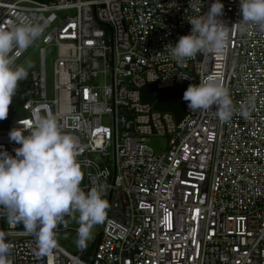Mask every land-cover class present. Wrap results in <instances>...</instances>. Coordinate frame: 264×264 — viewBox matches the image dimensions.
<instances>
[{
    "label": "built area",
    "instance_id": "1",
    "mask_svg": "<svg viewBox=\"0 0 264 264\" xmlns=\"http://www.w3.org/2000/svg\"><path fill=\"white\" fill-rule=\"evenodd\" d=\"M213 2L0 0V26H44L37 69L24 79L25 113L0 121V151L15 156L12 129L54 118L79 141L81 189L101 190L108 203L87 248L71 252L57 243L44 256L22 223L0 212V232L13 245L6 264H264V31H241L240 0H220L218 19L229 27L222 52L178 64L165 49ZM209 76L230 93L229 122L215 106L192 111L186 101L176 121L152 107L154 98H140L145 84L186 90ZM151 135L165 136L161 149L148 143Z\"/></svg>",
    "mask_w": 264,
    "mask_h": 264
},
{
    "label": "clouds",
    "instance_id": "2",
    "mask_svg": "<svg viewBox=\"0 0 264 264\" xmlns=\"http://www.w3.org/2000/svg\"><path fill=\"white\" fill-rule=\"evenodd\" d=\"M223 7L220 0H214L206 13L189 20L191 31L180 36L175 45L165 46L170 57L183 64L198 53L222 52L229 40V27L218 19ZM240 9L241 31L248 26L264 31V0H240ZM43 32L44 26L39 24L0 26V120L7 118L19 82L28 75L24 65L15 64V58ZM182 98L192 111L212 110L215 106L222 122H229L235 114L228 89L214 76L189 84ZM249 114L242 105L239 115L247 119ZM26 130L28 134L24 135ZM9 139L20 146L14 149L15 156L0 151V212L10 224L22 223L25 233L34 236L37 256L57 247V225L66 215L78 213L76 243L80 248L87 247L93 227L105 220L108 203L101 190L93 188L85 193L80 187L83 173L76 159L78 139L64 133L51 117H40L34 124L12 129ZM12 247L0 232V264H6Z\"/></svg>",
    "mask_w": 264,
    "mask_h": 264
},
{
    "label": "rangeland",
    "instance_id": "3",
    "mask_svg": "<svg viewBox=\"0 0 264 264\" xmlns=\"http://www.w3.org/2000/svg\"><path fill=\"white\" fill-rule=\"evenodd\" d=\"M38 43L35 40L34 43L22 53V55L15 59V64L17 65H24L26 69H37L38 65V52H37ZM53 54V47L48 46L45 48V62H44V70H45V84H46V91L49 94L51 88V81L52 76L50 72V57ZM25 112L17 107L14 112L9 116V118H15L18 116L23 115ZM105 121V118H102ZM165 136L162 135H151L149 136L148 143L152 146L153 149L158 150L163 147L165 144ZM79 225L78 223V214L73 215H66L64 217V222L59 224L56 233V240L57 243L67 250L73 252L75 251L77 246V235L74 228ZM98 231V225L94 226L92 229V236L87 242V246L91 244V239H93ZM87 248V247H85Z\"/></svg>",
    "mask_w": 264,
    "mask_h": 264
},
{
    "label": "water",
    "instance_id": "4",
    "mask_svg": "<svg viewBox=\"0 0 264 264\" xmlns=\"http://www.w3.org/2000/svg\"><path fill=\"white\" fill-rule=\"evenodd\" d=\"M182 86H173L169 88L157 89L152 102V107L158 110H169L178 121L183 116V93Z\"/></svg>",
    "mask_w": 264,
    "mask_h": 264
},
{
    "label": "trees",
    "instance_id": "5",
    "mask_svg": "<svg viewBox=\"0 0 264 264\" xmlns=\"http://www.w3.org/2000/svg\"><path fill=\"white\" fill-rule=\"evenodd\" d=\"M26 87H27L26 80H22L19 82L16 95L13 97L12 103L9 106L7 118L4 120H0L2 125L6 124L9 116L14 112L15 109H17L18 106H20L21 101L26 97V95L23 94ZM154 94H155L154 87L151 84H145L140 88V98L143 101L153 100Z\"/></svg>",
    "mask_w": 264,
    "mask_h": 264
}]
</instances>
